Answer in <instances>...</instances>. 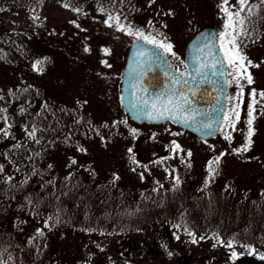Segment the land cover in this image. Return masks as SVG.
I'll list each match as a JSON object with an SVG mask.
<instances>
[{
    "label": "rangeland",
    "instance_id": "rangeland-1",
    "mask_svg": "<svg viewBox=\"0 0 264 264\" xmlns=\"http://www.w3.org/2000/svg\"><path fill=\"white\" fill-rule=\"evenodd\" d=\"M147 1L103 0V11L100 12L101 8H99L98 12L83 14L86 17L79 16L71 19H69L70 14L61 12V5L54 1L44 2V8L53 5V8H48V12L46 11L45 14L50 20V25L47 28L50 42H47L45 38L46 46L43 47V51L47 53L39 51L41 55L33 57V59L38 57L39 60L47 59V62L42 63L44 73L37 75L41 72H34L33 65L30 66L29 71L25 68H17L10 73L2 71L0 78L5 83L14 81L13 85H27L29 91L32 87L34 88L33 85L37 86V83H40L46 89L43 91L49 96L48 103L51 106L62 101V99L67 100L70 116L66 118V112H61V117L67 126L80 128L85 132L87 126V132H90V129L101 131L96 137L92 136L85 139L84 136L78 139L83 145L82 151L87 153L91 149V154L99 156L97 157L98 160L106 162V166H109L108 161L110 160V179L113 177L117 179L118 177V185L122 186L119 188L128 192L126 198L130 202L133 201L134 194L139 195L142 191L149 190L150 187L156 186L157 182L162 183L163 187L173 185L176 183V178H179L182 169V171L188 172L189 182L180 178L179 181H184L186 185L190 184L191 181L202 184L206 177L211 176L209 162H213L212 167L214 168L216 166L215 158L221 153H224L219 161L221 174L212 180L213 183L211 182L217 196L218 192L221 191L225 197L233 201L236 198L239 199L240 194L243 193H250L256 197L264 194V98L259 96L260 92H264V33L263 38L259 37V33L264 31V16L261 17L260 13L255 11L256 15L252 16L253 23L250 26V29L253 30L252 35L242 41L243 54L253 64L259 65V67L248 68L254 82L249 85L246 80H240V84L244 88L243 94H240L239 88L230 75L231 96L227 117L235 120L233 109L239 112V119L235 120V130L226 120L218 139L205 144L198 143L188 133L172 129L170 125H167L166 128L151 127L148 129L147 135L143 134L145 130L140 135L139 133H132L131 128L126 125L128 120L119 106L118 96L129 44L135 37L127 35L126 32L118 31L114 20L108 22L113 25L111 27L105 21L108 20L109 15L119 16L120 23L125 26L131 25L133 30L139 28L144 30L146 34L151 32L153 35L160 32L167 38H172L173 41L169 40L168 42L173 45L176 57L169 56L173 66L181 69L183 63L180 61L184 59V50L188 41L198 31L196 27L202 29L214 23V28L220 34L222 30L224 31L225 14L222 11H219V14L216 12L218 5L215 4L216 1L214 0L211 5L208 1L202 2L199 5V13L196 16L188 17L187 13L181 11V6L175 5L176 0H166L168 13H178V16L172 17L174 20L165 21L162 20V13L154 10L152 5H147ZM229 4L236 5V2L229 0ZM173 5L176 7L173 8ZM177 7L181 12L178 11ZM149 21H151V25ZM162 38L157 37V39ZM260 39L263 42H258ZM104 49H108L109 54H105ZM102 61H107L111 67L106 66ZM53 63L55 66L52 67L51 64ZM231 72L232 67L229 65V73ZM253 89L256 90L257 96L255 98L256 103L253 105L255 119L252 123V143L248 150L237 152L235 150L242 149L246 143L247 121L249 119L248 105L253 102L251 96ZM30 104L37 106V102H33V100ZM236 105L239 107L237 108ZM37 109H40L42 115ZM37 109H32L30 106L25 113L30 116L33 123L36 117V124L44 125L45 120L51 117V108L47 104L46 110L42 106ZM57 114L60 115L59 110L56 112V118ZM1 119L0 113V121ZM53 122H50V127H55ZM72 123L75 126L71 125ZM47 125L48 121L45 126L47 127ZM0 128H2L1 122ZM1 135L2 133H0V138ZM48 135L53 136L54 134L49 133ZM226 135H230L231 139H225ZM139 138H149L152 142L147 144L142 142L139 148ZM173 141L180 145L179 150L174 149ZM129 149L132 151L129 152ZM136 149L141 150L140 159L146 162V172L139 170L132 172L130 169L142 167L141 163L133 162L132 158L139 155ZM189 151L192 153L190 157L187 155ZM118 158L119 160L115 161ZM159 158L165 159L169 166L174 167L176 171L169 173L166 171V167L161 168L157 162L154 165L153 161ZM113 167H117L115 173L111 172ZM103 174L106 175L107 171H104ZM193 178L194 180H192ZM188 188L190 191L194 189L190 186ZM138 190H141V193H133ZM140 197L142 198V195ZM117 198L120 200V196L117 195ZM174 224L172 217H169L160 222L156 232H153L155 227L152 226L145 229L133 228L128 230H122L123 227L120 226L116 228V233H114L115 228H113V232L110 230V235H112L110 240L103 236L96 241L98 261L103 262V264H109L110 260L115 264H136L125 263L122 259L115 257L119 252H127L134 246L139 247L140 251L144 247L151 251L163 250L166 252L168 249L172 255L185 254L197 259L204 257L199 259L202 264H223L222 260H226V264H232L237 261V259L231 258L233 250L238 256H240L238 251L242 250L244 253L248 250L234 244L232 248H229L226 246L228 241H223L218 235L208 237L192 232L193 235L186 233L188 236L184 238L181 233H174ZM196 224L201 230L199 232L209 227L204 220ZM213 224L214 222L211 221L210 225ZM33 228L31 226L25 227L24 233L31 234L29 230ZM35 231L37 230L35 229ZM168 235L173 237L168 238ZM193 239L196 240L195 243L192 242ZM67 245L71 244L67 242ZM254 249L258 250L256 253L264 250L263 247ZM243 264H260V262L244 261Z\"/></svg>",
    "mask_w": 264,
    "mask_h": 264
},
{
    "label": "flooded vegetation",
    "instance_id": "flooded-vegetation-1",
    "mask_svg": "<svg viewBox=\"0 0 264 264\" xmlns=\"http://www.w3.org/2000/svg\"><path fill=\"white\" fill-rule=\"evenodd\" d=\"M48 99L49 96L46 92L39 91L32 94L30 101V103L32 100L37 102V106L30 104L32 109L42 106L46 110L48 104L51 113H53L52 109L60 111L59 117L54 116L45 120V124L48 121L47 127L45 124L40 126L36 124L35 117V122L32 125L37 129L35 137L38 139L30 137L24 140L17 137V132L14 136L12 133L11 137L6 138L2 133L0 138V165H3V172H0V264H103L98 261L96 252L98 238L105 236L110 240L112 238L110 230L113 232V228H115L114 233H116V228L120 226L123 227L122 230L145 229L152 226L155 227L153 232H156L164 218L159 209L140 222H137L138 220L128 224L110 222V195H113V186L118 188H122V186L118 185V179L114 177L110 179V160L108 161L109 166H106V162L98 160L99 156L91 154V149L87 153H83V145L78 140L84 136L85 139L96 137L98 130L90 129L91 131L87 132V126L85 132L78 128L80 133H70L73 137L68 142V127L61 117V112L67 110V100L62 99L51 106ZM37 111L42 115L40 109ZM126 117L128 120L127 115ZM52 121H54V126H58L59 129L57 133H52L53 136H49L50 122ZM128 123H132L133 129L136 130L135 134L139 133V135L144 130L143 134L147 135L149 128L156 127L138 125L129 120L126 125ZM37 140L39 143L36 142ZM139 140L138 147H141L142 142L146 144L152 142L149 138H139ZM195 140L205 144L211 142V140ZM136 151L138 154L141 152L140 149H136ZM138 156L135 157V162L141 163L142 167L130 169L132 172L138 170L146 172V162L140 159V154ZM73 160L76 163L73 164ZM118 160L119 158L115 161ZM156 162L161 168L166 167V171L169 173L176 171L163 158L154 160L153 164L155 165ZM113 168L111 172L115 173L117 167ZM182 170L179 173V178L189 182L188 172ZM104 171H107L106 175L103 174ZM220 174L221 170L216 175ZM217 176L206 177L202 184L191 181L186 185L184 181H179V184L174 183L169 187H163L162 183L157 182L156 186H152L142 193L141 190L134 191L133 193L140 192L141 194H134L132 202L134 204L142 202L145 206L146 202L148 203V200L145 199L147 193L157 194L161 198L160 195L163 191L173 186L187 188L190 186V188L194 187L192 190L196 192H200V190L204 192L203 196L205 195L204 200L206 201L204 209L210 207V195L219 198L224 203L225 201L230 203L228 200L231 199L225 197L221 191L218 192V196L214 193L212 180ZM9 177H11L10 180ZM158 206H161L160 203ZM218 207L219 219L213 218L212 214L204 211L205 217L202 220L209 227L202 232H199L201 230L195 223L200 220H193V226L196 227L191 229L184 218H179L177 212L174 213L172 215V220L175 222L174 233H181L184 238L188 236L186 233L192 232L208 237L218 235L223 241H232L236 246L249 245L252 248L263 247L264 249V206ZM211 221L214 222L213 225H210ZM29 226L34 228L29 230L31 234L27 235L24 233V229ZM39 232L43 234L40 235ZM107 232L108 234H105ZM168 236V238L173 237ZM67 242L71 245H67ZM256 251L253 254H249V250L244 253L242 250L238 251L240 256L232 264H243L244 261L250 263L258 261L260 264H264V260H261L258 255L264 253V250L257 253ZM60 254L62 255L60 256ZM115 257L122 259L125 263L136 264H202L199 259L204 258L197 259L185 254L172 255L168 249L163 252V250L151 251L144 247L140 251L139 247L134 246L127 252H119ZM222 262L226 264V260H222ZM109 264L115 263L110 260Z\"/></svg>",
    "mask_w": 264,
    "mask_h": 264
},
{
    "label": "trees",
    "instance_id": "trees-1",
    "mask_svg": "<svg viewBox=\"0 0 264 264\" xmlns=\"http://www.w3.org/2000/svg\"><path fill=\"white\" fill-rule=\"evenodd\" d=\"M46 1H54L61 5V12L67 13V15L70 14L69 19L72 17H83V14L98 12L97 10L99 8L104 9L103 0H0V8L4 9V11L0 12V73H2V71L4 73H10L12 70H17V68H25V70L29 71L30 66L32 67L35 65L37 61H41L42 63L47 62L46 58L39 60L38 57H36L33 59V57L41 55L39 51H43V47L46 46L45 38L47 42H50V35L47 33L50 20L45 14L46 11L48 12V8H53V5L44 8L43 5ZM204 1H208L211 5L214 0H176L175 5L181 6V11H184L187 13L188 17H191L199 13V5ZM215 1V4L218 5L216 12L219 14V11L221 12L223 0ZM235 2L236 5L231 4L234 6L233 10L238 7L237 0H235ZM250 3L260 5V7L255 8L254 11L260 13L261 17L264 16V5H261V0H250ZM65 5L69 6L65 7ZM147 5H152L151 7L154 10L161 12L163 15L162 20H174L172 17L178 16V13H168L166 9L168 3L166 0H155L154 3L148 0ZM175 5H173V8L176 7ZM74 8H79L81 11H73ZM178 8L179 7H177V9ZM178 11L181 12L179 9ZM34 16H38L39 19L34 20ZM251 25L252 24L249 25V28H251ZM209 26L214 27L215 24L212 23ZM197 28L199 27H196V30H199ZM263 33L264 31H261L259 37L263 38ZM171 39L172 38H167V42L169 40L173 41ZM244 40L245 39H243V41ZM260 41L263 42L262 39L258 42ZM42 63L35 68L34 72H41L37 75L44 73V71H42ZM51 66H55V63L51 64ZM13 82L5 83L0 78V97H2V99H0V109H6V111L0 112L2 115L0 122L2 123V128L7 129L9 133L8 136L3 137H11L12 133L14 136L15 132H17V137L26 140L30 138V136L25 129L31 130L34 127L31 125L33 122L30 116L26 114L28 111L27 109L31 106L30 101L32 99V94L39 91L43 92V90L46 89L44 86L42 87L40 83H37V86L33 85L34 88L32 87L29 91L27 85H13ZM68 109L69 105L67 104L66 118L70 116ZM52 111L51 117H56L57 110L52 109ZM5 116L8 118L7 122L3 119ZM57 117H59L58 114ZM8 125H11V127L9 128ZM71 125L75 126L73 123ZM67 127V139L69 142L73 137L70 133H80V131L72 126ZM128 127L131 128V130L134 128L132 123H128ZM160 127L166 128L167 125L159 126V128ZM58 129V126L51 127L50 133H57ZM172 129L183 131L175 127H172ZM100 132L101 131L98 130L97 133L99 134ZM214 168L215 172L212 176H217L216 174L221 170L219 163L214 166ZM200 192H196L195 190L190 191L189 188L184 186H173L168 190H164L160 195L161 198L157 194L151 195L147 193L145 199L148 200V203L146 202L144 206L142 202L141 204L130 202L126 198L128 194L127 191L113 186V195H110V222L127 224L133 223L135 220L140 222V220L148 218V215L155 212V210L158 211L160 209L163 218L172 217V215L177 212L176 214H178L179 218H184L188 227L192 229V227H196L193 226V220L201 221L205 217L204 211L212 214L213 218L219 219L220 211L218 206H264V194L258 197L250 194H240L239 199L236 198L233 202L228 200L230 203L226 201L224 203V201L219 200V198L210 195V207L204 209V204L206 203L204 200L205 195L203 196V191L200 190ZM117 195L120 196V200L117 198ZM159 203L161 206H158Z\"/></svg>",
    "mask_w": 264,
    "mask_h": 264
},
{
    "label": "snow or ice",
    "instance_id": "snow-or-ice-1",
    "mask_svg": "<svg viewBox=\"0 0 264 264\" xmlns=\"http://www.w3.org/2000/svg\"><path fill=\"white\" fill-rule=\"evenodd\" d=\"M154 3L155 0H152ZM238 7L233 10L232 5L229 4V0H223L221 5V11L225 14L226 22L224 24V31L219 34L220 40L223 41L221 47L224 49V57H220L218 54H214L215 44L210 43V41H215L216 36L212 35L209 37L208 34H205L201 37V43L194 45L195 52L190 58V63L185 64V68L190 70L180 72L173 69L172 64L169 62L165 54H169L173 57H176V53L173 51V45L167 42V37L163 33L157 32L156 35H153L151 32L145 33L142 29L133 30L131 25L125 26L120 23L119 16H108V20L105 21L109 27L113 26L109 24V21L114 20L115 25L118 31L126 32L127 35L134 36L138 41H143L144 44L152 45L151 49H147L141 45L137 48L134 53L133 67L132 71L129 73L130 79L133 80L134 87L136 85L141 86L142 91H147L143 89V79L147 72L153 71V69H159L165 77L168 79L160 91H154L153 95L149 97H135L131 96L128 99V105L130 110H132L137 118H146V119H171L176 122H183L187 127L197 126L198 129H212L205 134L211 135L214 131H218V128H213V123H220L222 120H227L228 124L235 130V120L239 119V112L233 109L235 120L227 117L224 113L223 105L221 104L220 108H213L212 111L217 113L219 119L213 121L208 113L204 112L201 109H197L193 106L191 97L187 94L191 93V96H195V88L199 87L201 84H211L214 89H218L219 93L225 96V100L229 99L227 97V86L230 83L228 76L233 77V82L236 83L239 88L240 94H243V85L240 84V80H246L250 85L252 84L253 77L250 72H248L249 67H259L257 64H253L251 60L243 54V44L242 41L245 38H248L252 35V29L249 28V25L253 23L252 16L256 15L254 9L260 7V5H254L250 3V0H237ZM261 5H264V0H261ZM69 5H65L68 7ZM4 11L3 8H0V12ZM73 11L80 12L79 8H74ZM103 11V9H101ZM34 20L39 19L38 16L33 17ZM75 23V21H72ZM151 25V21H149ZM79 27V25H77ZM166 27V25H165ZM163 37L162 39H157V37ZM208 49V56L211 57L210 60H201L200 55L203 52V49ZM87 51V49H85ZM162 50V51H161ZM105 54H109L108 49H104ZM227 60L228 64L232 67V72H225L224 60ZM184 63V61H180ZM42 62L37 61L34 65L36 68ZM106 66L111 67L107 64V61H102ZM142 65H147V67H142ZM187 90V91H186ZM251 96L253 102L248 105V133L246 143L242 149H237L235 151L239 152L241 150L246 151L251 146V136L253 134L252 123L255 117L253 116V105L256 103L257 92L255 89L252 90ZM259 96L264 98V92H260ZM2 99V97H0ZM235 99V97H232ZM217 103L219 104V98H217ZM238 108L239 105H236ZM6 111V109H0V112ZM182 113H187L188 115L181 116ZM167 114V115H166ZM197 115L203 117V119L198 120ZM5 122H7V117H3ZM10 128L11 125H8ZM30 137H35L37 129L33 127L31 130L25 129ZM136 130L132 129V133L135 134ZM0 133H3L4 136H8L9 133L7 129L0 128ZM225 139L230 140V135H226ZM39 143V140L36 141ZM175 150L180 149V145L175 141L172 142ZM19 147V145H17ZM132 149H129L131 152ZM187 155L190 157L192 153L189 151ZM224 153H221L215 158V163L218 164L221 157ZM135 163V157L132 158ZM72 163H76L75 160ZM213 162H209V173L210 175L214 174L215 168L212 167ZM51 167V166H49ZM0 172H3V165H0ZM9 180L11 177L8 178ZM118 179V177H117ZM176 183L179 184V178H176ZM38 234L42 235V232ZM189 235H193L189 233ZM196 242L195 239L192 241ZM221 243H223L221 241ZM227 247L232 248L233 242L228 241ZM241 247L247 248L249 254L255 253V249L249 245H241ZM231 258L233 260L238 258V254L233 250L231 253ZM259 258L264 260V253L259 254Z\"/></svg>",
    "mask_w": 264,
    "mask_h": 264
},
{
    "label": "water",
    "instance_id": "water-1",
    "mask_svg": "<svg viewBox=\"0 0 264 264\" xmlns=\"http://www.w3.org/2000/svg\"><path fill=\"white\" fill-rule=\"evenodd\" d=\"M205 34H208L209 37L212 35L216 36L215 41H210V43L215 44L214 48V54H218L220 57H224V52L221 48L220 45V40H219V35L218 32L215 28L213 27H206L198 31L188 42V44L185 47L184 51V65L190 63V58L194 54L195 49L194 45L197 43H201V47H203V43L201 42V37L204 36ZM143 45V47L147 49H151L152 45L144 44L143 41H138L137 39L132 42L127 59H126V64L124 67L123 71V79L121 83V92H120V104L124 108L125 112L129 115L132 121L136 122L137 124H165L167 122L172 123L173 125L180 126L182 128H185L186 130L194 133L196 136H198L202 140H210L216 138L221 129L222 126L225 123V120H222L220 123H213L212 127L218 128V131H214L211 135H206L205 133L208 131H212V129H198L197 126L193 127H187L183 122H176L171 119H146V118H137L135 113L130 110L129 105H128V99L131 96L132 98L135 97H149L153 95L154 91H160L163 86L168 83L167 77L164 76V74L159 70V69H153V71L147 72L143 79V84L142 87L143 89H146L147 91H142L141 86L134 85V81L130 79L129 73L132 71L133 67H135L133 63L134 59V53L136 52L137 48ZM162 51V50H161ZM169 62L171 63V60L168 56V54H165ZM201 60H210L211 57L208 56V49L204 48L202 54L200 55ZM225 64V72L226 74L229 73V68H228V62L225 59L224 60ZM142 67H147V65H142ZM173 67V66H172ZM173 69H175L173 67ZM178 70V69H175ZM190 70L186 69L185 70H178L180 72H184ZM229 80V76L227 77ZM230 82V80H229ZM187 91V90H186ZM195 96H191V93L188 92L187 94L191 97L193 106L196 107L197 109H201L204 112L208 113V116L213 120L219 119L217 113H214L212 111L213 108H220L221 104L223 105L224 108V113L225 115L227 114V108H228V102L229 99L225 100V96L221 93H219L218 89H214V87L211 84H201L199 87L195 88ZM227 97L230 98V83L227 86ZM217 98H219L220 103H217ZM167 115V114H166ZM188 115L187 113H182L181 116ZM198 120L203 119V117L197 115L196 117Z\"/></svg>",
    "mask_w": 264,
    "mask_h": 264
}]
</instances>
